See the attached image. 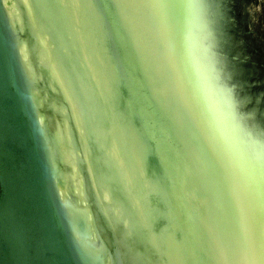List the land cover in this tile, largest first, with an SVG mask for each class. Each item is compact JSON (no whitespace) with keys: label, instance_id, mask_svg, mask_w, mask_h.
<instances>
[{"label":"water","instance_id":"95a60500","mask_svg":"<svg viewBox=\"0 0 264 264\" xmlns=\"http://www.w3.org/2000/svg\"><path fill=\"white\" fill-rule=\"evenodd\" d=\"M0 264H264V0H0Z\"/></svg>","mask_w":264,"mask_h":264},{"label":"bare ground","instance_id":"6f19581e","mask_svg":"<svg viewBox=\"0 0 264 264\" xmlns=\"http://www.w3.org/2000/svg\"><path fill=\"white\" fill-rule=\"evenodd\" d=\"M186 52H185V50L184 49H182L181 50V55H180V61H183V60H185V58H186ZM249 234H251V231H249ZM258 238H260L261 239V235H259V237Z\"/></svg>","mask_w":264,"mask_h":264}]
</instances>
